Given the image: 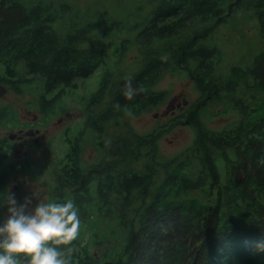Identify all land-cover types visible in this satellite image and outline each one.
I'll return each instance as SVG.
<instances>
[{
	"label": "trees",
	"instance_id": "trees-1",
	"mask_svg": "<svg viewBox=\"0 0 264 264\" xmlns=\"http://www.w3.org/2000/svg\"><path fill=\"white\" fill-rule=\"evenodd\" d=\"M243 5L255 12L264 34V0H151L132 27L134 37L120 43V55L135 48L144 63L131 74L104 71L48 193L47 201L72 199L79 211L71 264H264V50L217 81L222 52L206 43L214 27ZM79 17L68 3L0 0V82L18 95L35 96L45 117L67 110V89L96 72L111 49L103 37L111 25ZM61 21L64 30L57 27ZM178 71L201 93L185 114L199 128L191 147L160 157L158 129L143 135L128 128L109 138L112 123L162 105L166 93L154 87L165 73ZM129 80L143 89L132 99L124 95ZM223 98L225 112L238 119L210 130L192 109ZM17 122L10 107L0 109L1 126ZM89 131L100 157L87 165L82 151ZM8 152L7 144L0 145V196L16 167ZM151 156L154 167L147 172L120 168ZM96 248L103 249V262Z\"/></svg>",
	"mask_w": 264,
	"mask_h": 264
},
{
	"label": "rangeland",
	"instance_id": "rangeland-1",
	"mask_svg": "<svg viewBox=\"0 0 264 264\" xmlns=\"http://www.w3.org/2000/svg\"><path fill=\"white\" fill-rule=\"evenodd\" d=\"M27 3L44 1L59 5L70 4L76 15H80L82 21L101 20L111 25V30L103 33V37L110 42L111 49L108 52L105 63L87 78H77V89H67L62 98L66 111L57 109L58 114L45 117L37 106L35 96L26 93L18 95L11 89L0 99V109L10 107L17 116V124L8 126L0 125V145L10 144L8 135L18 132L26 126L29 121L34 120L36 114V128L41 130L38 143L33 138H27L21 155L16 152L20 149L15 144H10L9 161L15 164L14 171L9 175L5 193H15L18 201L19 195L32 197V207L38 200L47 201L49 190L54 184V168L66 161V154L76 133L83 127V122L88 115L87 104L90 96L97 91L104 71L110 70L114 73L131 74L136 72L144 63L145 56L131 48L124 55H120L118 48L120 43L129 37H134L132 27L151 8V0H25ZM78 17V16H77ZM62 21L57 25L64 30ZM206 43L218 46L222 52L221 62L217 65L214 79H225L230 75L233 66H249L260 51L264 50V34L260 30L259 20L252 10L246 6L238 7L228 15L225 23L214 27L212 33L206 37ZM168 56V54H167ZM21 68H19V71ZM158 91L166 93V99L159 107L147 109L142 114L120 120L119 124L112 123L108 128L109 138L118 133L132 128L139 134H150L157 131V150L160 157H175L182 154L191 147L198 135V126L186 119L185 114L190 106L200 98L201 93L195 82L184 71L174 74L165 73L154 87ZM112 89H110V93ZM54 91L49 96H53ZM186 94L189 104L177 110L174 114L155 117L166 108L168 101L176 94ZM244 96V91L239 93ZM110 94L106 100H110ZM226 98L214 102H206L203 105L196 104L192 109L193 114H199L201 122L213 131H221L230 127L238 119L235 112H225L227 106ZM32 103V104H30ZM104 105L96 106L95 111ZM64 107V106H63ZM66 113H71L70 117ZM63 118V122L58 120ZM191 122V123H190ZM119 125V126H117ZM28 129V128H26ZM93 134L89 131L85 134L82 158L85 164H90L100 157L92 141ZM26 152V154H24ZM154 167L153 158L142 157L136 163L128 165L121 164L120 168H131L135 172L144 173ZM19 185V187H18ZM17 187V188H16ZM22 188L21 191L19 190ZM19 190V191H18ZM37 192V198L34 193ZM24 197L19 202L23 203ZM140 200L134 203L138 205ZM7 214L5 206L0 207V219ZM103 249H94L99 261ZM99 256V257H98Z\"/></svg>",
	"mask_w": 264,
	"mask_h": 264
},
{
	"label": "clouds",
	"instance_id": "clouds-1",
	"mask_svg": "<svg viewBox=\"0 0 264 264\" xmlns=\"http://www.w3.org/2000/svg\"><path fill=\"white\" fill-rule=\"evenodd\" d=\"M125 87L128 99L143 90L134 89L131 80ZM33 195L37 198L38 194ZM0 199L7 209L0 220V264H71L70 245L79 237L80 229L79 211L72 199L38 200L34 207L29 196L23 203L15 193Z\"/></svg>",
	"mask_w": 264,
	"mask_h": 264
},
{
	"label": "flooded vegetation",
	"instance_id": "flooded-vegetation-1",
	"mask_svg": "<svg viewBox=\"0 0 264 264\" xmlns=\"http://www.w3.org/2000/svg\"><path fill=\"white\" fill-rule=\"evenodd\" d=\"M182 94V95H181ZM176 95H179L180 97H179V99H178V101H183V100H185V99H187V97H186V94H184V93H180V94H176ZM175 96V95H174ZM188 100V99H187ZM189 101V100H188ZM188 104H189V102H188ZM187 104V105H188ZM187 105H181L180 107H176V109L174 110V111H172V112H170L169 114H174L177 110H180V109H182V108H184V107H186ZM168 114V115H169ZM66 116L67 117H70L71 116V113H66ZM161 116V115H160ZM36 117H37V115L35 114L34 115V120H32V121H29V123H27L26 124V126H24V127H22L18 132H13V133H17V136L15 137V138H10V134L8 135V138H9V141L8 142H10V144L12 143V144H15L16 146H18L20 149H18L16 152L18 153V155H21V152H22V148L25 146L24 144H26V141H27V138H33L34 139V141L36 142V143H38L39 142V140H40V137H39V135L41 134V130L39 129V128H36V126H35V122H36ZM159 117V116H158ZM58 122L59 123H62L63 122V118H60L59 120H58ZM26 128H28V129H26ZM29 129H34V130H39V133H37V134H35V135H33V136H28V135H25V131H27V130H29ZM10 144H8L7 143V146L9 147V149H10V147L12 146V144H11V146H10ZM24 154H26V152H24ZM18 187H19V185H18ZM17 188V187H16ZM21 187H20V191H21ZM18 190V191H19ZM23 195H19L18 196V198L20 199V200H22L23 199ZM19 200V201H20Z\"/></svg>",
	"mask_w": 264,
	"mask_h": 264
},
{
	"label": "water",
	"instance_id": "water-1",
	"mask_svg": "<svg viewBox=\"0 0 264 264\" xmlns=\"http://www.w3.org/2000/svg\"><path fill=\"white\" fill-rule=\"evenodd\" d=\"M8 90H9L8 87L0 82V99L8 92ZM179 97H180L179 95L173 96L168 101V104H167L166 108L162 111V113L161 114L159 112L155 113L154 114L155 117H158L159 115H161V116L168 115L170 112L174 111L176 109V107H180L182 104L183 105L188 104L189 101L187 99H185L183 101H178ZM37 133H39V130L29 129V130L25 131V135H28V136H33ZM16 136H17V133H11L10 134V138H12V139L15 138ZM104 264H114V263L111 261H106Z\"/></svg>",
	"mask_w": 264,
	"mask_h": 264
}]
</instances>
